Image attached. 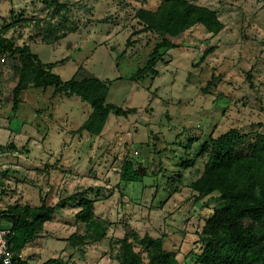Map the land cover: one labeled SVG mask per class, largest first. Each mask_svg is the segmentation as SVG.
<instances>
[{
  "label": "rangeland",
  "instance_id": "1",
  "mask_svg": "<svg viewBox=\"0 0 264 264\" xmlns=\"http://www.w3.org/2000/svg\"><path fill=\"white\" fill-rule=\"evenodd\" d=\"M161 1L0 0V34L53 63L66 86L25 89L13 112L18 75L11 54L0 53V212L84 192L107 223L102 239L80 243L72 237L85 230L75 218L79 197L67 202L23 248L32 264H117V240L127 234L132 242L162 236L180 264H199L200 232L218 197L191 187L207 160L201 148L235 129L243 137L233 151L246 154L264 134V0H187L215 11L223 28L165 35L173 46L158 49L155 71L141 72L163 38L154 15ZM90 76L125 112L110 111L99 134L78 131L92 108L68 93L72 78ZM125 162L145 169L142 179L122 180Z\"/></svg>",
  "mask_w": 264,
  "mask_h": 264
},
{
  "label": "trees",
  "instance_id": "2",
  "mask_svg": "<svg viewBox=\"0 0 264 264\" xmlns=\"http://www.w3.org/2000/svg\"><path fill=\"white\" fill-rule=\"evenodd\" d=\"M154 15L163 38L150 53L141 72L155 71L153 67L158 57V49L173 46L165 35L176 36L197 24H201L212 34H217L223 28L215 11L187 0H162ZM212 50L213 48L206 49L202 57ZM1 52L11 54L15 63L12 68L18 75L12 88L13 112L18 110L20 94L25 89L48 86H54L55 92L66 89L60 76L51 71L54 64L41 62L36 54L30 52L28 45L17 47L0 34ZM91 81L96 84L94 89L85 92L86 84ZM68 91L80 96L92 108L91 114L78 131L99 134L110 111L115 109L116 114L125 113L114 104L105 102L108 86L94 76L72 78L68 82ZM242 137L232 129L212 139L209 145L204 143L201 148V151L207 153V160L200 176L191 187L197 197L215 192L218 197L211 216L200 232L202 248L196 256L199 264H264V134L256 136L248 153L235 154L233 144ZM144 175L145 169L135 170L130 162H125L120 177L129 182L138 181ZM77 198L80 209L75 218L85 226V230L83 235L72 234V237L85 244L102 239L105 236L106 221L95 216L93 200L87 198L84 192H75L54 205H48L43 197L38 206L16 204L0 212V217L9 222L8 240L11 249H23L34 239L43 224L52 218L56 209L66 207L67 202ZM133 239L135 242L129 240L127 234L117 240V264H180L173 251L164 249L162 236L144 234L142 238H137L134 235ZM135 244H139L145 251L146 262L141 252L135 250ZM13 264L32 263L15 258ZM41 264L65 262L59 258H49Z\"/></svg>",
  "mask_w": 264,
  "mask_h": 264
},
{
  "label": "built area",
  "instance_id": "3",
  "mask_svg": "<svg viewBox=\"0 0 264 264\" xmlns=\"http://www.w3.org/2000/svg\"><path fill=\"white\" fill-rule=\"evenodd\" d=\"M1 171V168H0ZM0 217V221H1ZM10 226H0V264H13L15 258L20 260H27V256L23 249L19 251H13L8 240Z\"/></svg>",
  "mask_w": 264,
  "mask_h": 264
},
{
  "label": "crops",
  "instance_id": "4",
  "mask_svg": "<svg viewBox=\"0 0 264 264\" xmlns=\"http://www.w3.org/2000/svg\"><path fill=\"white\" fill-rule=\"evenodd\" d=\"M43 225H45V224H43ZM27 244H29V242H28ZM27 244L25 245V247L27 246ZM25 247H24V248H25Z\"/></svg>",
  "mask_w": 264,
  "mask_h": 264
}]
</instances>
